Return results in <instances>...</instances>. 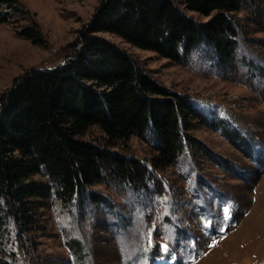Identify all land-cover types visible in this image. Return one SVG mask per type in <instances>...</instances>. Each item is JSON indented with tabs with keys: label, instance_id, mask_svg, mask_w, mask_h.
I'll return each mask as SVG.
<instances>
[{
	"label": "rangeland",
	"instance_id": "rangeland-1",
	"mask_svg": "<svg viewBox=\"0 0 264 264\" xmlns=\"http://www.w3.org/2000/svg\"><path fill=\"white\" fill-rule=\"evenodd\" d=\"M19 1L30 15L16 13L0 23V101L26 72L64 63L101 0ZM175 2L199 22L211 18ZM235 16L242 26L237 62L220 70L212 68L214 58L206 48L177 63L118 34L100 33L170 91L188 97L200 113L191 117V145L188 141L177 167L155 172L151 194L97 186L95 192L110 201L114 212L91 202L67 208L53 198L41 210L40 226L30 233L33 261L23 264H264V164L257 155L264 156V79L251 68H264V0ZM33 19L46 46L20 35ZM235 133L250 139L249 148L234 141ZM84 138L104 142L97 127ZM114 149L141 160L151 154L138 137ZM157 181L166 195H156ZM71 238L84 243L82 257L67 247Z\"/></svg>",
	"mask_w": 264,
	"mask_h": 264
},
{
	"label": "trees",
	"instance_id": "trees-1",
	"mask_svg": "<svg viewBox=\"0 0 264 264\" xmlns=\"http://www.w3.org/2000/svg\"><path fill=\"white\" fill-rule=\"evenodd\" d=\"M177 1L211 18L199 22L175 0H101L64 63L26 72L2 96L0 264L33 261L30 233L40 226L41 210L49 208L53 198L67 208H85L91 202L114 212L110 201L95 192L97 186H124L143 196L151 194L149 183L157 170L178 166L188 141L191 145V117L200 113L187 96L170 91L100 33L118 34L177 63L206 48L214 58L212 68H232L242 28L235 15L258 0ZM16 13L31 12L19 0H0V23L10 22ZM20 35L42 46L48 43L35 19ZM251 68L264 79V68ZM92 127L102 131L103 143L84 138ZM234 136L249 148L250 139ZM133 137L148 143V158L114 149ZM252 151L258 152L254 147ZM257 155L264 164V156ZM156 185V195L167 194L158 181ZM79 240L65 242L82 257L85 246Z\"/></svg>",
	"mask_w": 264,
	"mask_h": 264
}]
</instances>
